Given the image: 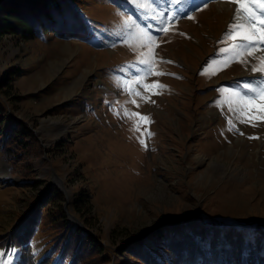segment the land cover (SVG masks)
Wrapping results in <instances>:
<instances>
[{
	"label": "rangeland",
	"instance_id": "rangeland-1",
	"mask_svg": "<svg viewBox=\"0 0 264 264\" xmlns=\"http://www.w3.org/2000/svg\"><path fill=\"white\" fill-rule=\"evenodd\" d=\"M198 1L148 0L146 11L136 0H76L91 23L89 39L0 35V78L10 84L0 85V105L30 133L7 150L0 140V173L9 176L0 181V253L6 260L15 255L7 234L38 213L43 218L32 245L37 258L49 254L54 261L63 225L51 224L48 212H56L57 203L91 232L96 251L103 248L94 253L78 243V264H146L139 248L181 235L184 217L197 219L187 222V231L210 220L264 224V120L241 123L227 103L217 104L221 89L243 93L245 83L261 86L264 74L252 68L264 57V44L252 56L233 59L232 45L244 43L226 39L238 3ZM221 1L230 8H220ZM138 28L155 38V60L170 62L154 63L153 73L166 74L143 80L165 85L161 94L138 82L147 71L138 58L148 51ZM206 67L210 74H201ZM124 110L151 123L141 122L134 132L139 117L129 119ZM145 129L150 138L141 137ZM50 191L54 203L45 196ZM83 193L90 205L77 215L74 200Z\"/></svg>",
	"mask_w": 264,
	"mask_h": 264
},
{
	"label": "trees",
	"instance_id": "trees-1",
	"mask_svg": "<svg viewBox=\"0 0 264 264\" xmlns=\"http://www.w3.org/2000/svg\"><path fill=\"white\" fill-rule=\"evenodd\" d=\"M153 1L156 4L160 3V0ZM185 1L182 0V4L185 5ZM90 25V21L80 11L76 0H24L22 4L20 0H6L0 3V35L12 33L21 38L30 39L52 32L60 37L84 40L89 39L87 34ZM0 85L3 88L6 86L10 88L6 78H0ZM4 127L7 129L3 130ZM27 136H30L27 127L12 121L8 110L0 105V140L6 141L2 148L7 150L8 144L11 143L22 144L23 138ZM54 189L57 190L55 187ZM52 191L50 195L46 192L45 196L50 197V202L54 203L57 195L53 196ZM86 197V193H83L74 200L73 209L77 215L86 213L84 206L90 205ZM40 205L43 206V203ZM56 206V212L55 210L48 212V215L51 224L61 222L63 228L60 232L62 235L54 240L51 252V254L57 252L55 258L53 257L54 261L50 263L53 255L49 254L37 258L32 237L43 216L30 213L29 217H25L18 223L5 238L9 252L15 254L11 264H78L82 260L78 249L82 246L78 243L83 242L94 253L103 252L102 247L96 251L98 243L88 229L79 228L61 205L57 203ZM38 210H40L39 207ZM193 217L182 219L181 222L185 221L186 224L181 235H178L179 231H176L172 236H167V239L160 240L156 246L139 248L140 251L137 254L144 260L143 262L146 264L157 262H163L161 264H264V224L251 223V221L243 224L240 221L233 223L210 220L196 227L193 226L195 228L193 231H187L186 227L189 226L187 222L197 221L196 218L191 220ZM85 225L88 226V221ZM160 246L166 249L164 251V253L167 252L166 254H159ZM126 250L133 255L130 247Z\"/></svg>",
	"mask_w": 264,
	"mask_h": 264
},
{
	"label": "snow or ice",
	"instance_id": "snow-or-ice-1",
	"mask_svg": "<svg viewBox=\"0 0 264 264\" xmlns=\"http://www.w3.org/2000/svg\"><path fill=\"white\" fill-rule=\"evenodd\" d=\"M175 3L176 0H173ZM231 2L238 3V7L235 12V23L230 26L228 35L226 39L236 40L239 38L244 43L243 44H233L232 51L235 52V58H239L245 53L248 56L254 55V50H258L261 44H264V0H231ZM136 6L145 9L146 11L151 10V3H148V0H136ZM161 15H163L161 13ZM189 19L193 17H188ZM169 19H174V17H169ZM127 23H131L130 21ZM161 31L167 34L168 28L164 27L160 29ZM138 39L141 43V46L146 47L148 49L147 52L140 53L138 58L139 63L147 66V71L144 76L141 77L139 83L145 89H152L153 94H161L160 91L165 88V85H161L158 82L152 85L143 84V80L146 79L149 75H164L166 73L163 72H155L153 73L152 67L154 63H161L167 61H156L155 60V52L154 48L157 46L155 42V38L152 37L145 29H137ZM224 51H227L225 49ZM230 61H225L224 66ZM215 63V62H214ZM253 72H259L264 74V57L260 58L259 66H253ZM201 74H210L209 68L206 67ZM211 74H215L212 72ZM246 92L240 91H229L228 89H221L222 97H224L221 101H218V106H221L225 103L229 106V111H233L236 114V119L241 123H252L253 126H256L255 121L264 120V81L261 82V86L253 87L250 84L245 83L242 86ZM135 95L141 96L142 99L146 101L149 99L148 97L142 96L140 92H136ZM261 101V104H257V101ZM154 102V101H153ZM132 103H136L135 100ZM235 105V107H233ZM253 109H259V115L251 116ZM124 115L129 119H134L135 117H139V121L135 122L133 125V131H140V123H151V120L147 116H142L139 113H131L128 110H124ZM228 124L230 126V130L235 129V124H233L232 120H228ZM243 135V133H240ZM153 135L150 131L145 129L144 132H141V137L150 138ZM255 137H250V139ZM139 142L142 146L147 148L146 140L138 137ZM7 254L0 253V264H11V261L6 260L5 256Z\"/></svg>",
	"mask_w": 264,
	"mask_h": 264
},
{
	"label": "bare ground",
	"instance_id": "bare-ground-1",
	"mask_svg": "<svg viewBox=\"0 0 264 264\" xmlns=\"http://www.w3.org/2000/svg\"><path fill=\"white\" fill-rule=\"evenodd\" d=\"M218 4H219L220 8H222V9L228 10L230 8V5H229L228 2L221 1V2H218ZM1 162L2 161L0 160V167H2ZM4 175L2 176L1 173H0V181L1 182L9 179V176H4Z\"/></svg>",
	"mask_w": 264,
	"mask_h": 264
},
{
	"label": "water",
	"instance_id": "water-1",
	"mask_svg": "<svg viewBox=\"0 0 264 264\" xmlns=\"http://www.w3.org/2000/svg\"><path fill=\"white\" fill-rule=\"evenodd\" d=\"M73 217V216H72ZM251 221V220H250Z\"/></svg>",
	"mask_w": 264,
	"mask_h": 264
}]
</instances>
